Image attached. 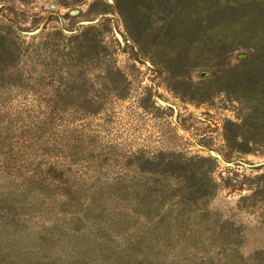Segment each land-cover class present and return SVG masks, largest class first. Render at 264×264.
I'll return each instance as SVG.
<instances>
[{
	"label": "rangeland",
	"instance_id": "obj_1",
	"mask_svg": "<svg viewBox=\"0 0 264 264\" xmlns=\"http://www.w3.org/2000/svg\"><path fill=\"white\" fill-rule=\"evenodd\" d=\"M0 59V264H264V0H0Z\"/></svg>",
	"mask_w": 264,
	"mask_h": 264
},
{
	"label": "trees",
	"instance_id": "obj_2",
	"mask_svg": "<svg viewBox=\"0 0 264 264\" xmlns=\"http://www.w3.org/2000/svg\"><path fill=\"white\" fill-rule=\"evenodd\" d=\"M13 56H15V53H13V55H12V57ZM1 60V59H0ZM0 73H1V75H4L5 74V72L4 71H0ZM61 79V78H60ZM52 106V105H51ZM56 109H60V106H59V103H55L53 106H52V108H51V110L52 111H50L49 113H51V114H55V113H57V111H55ZM42 110V112H44L43 111V109H41ZM30 112V111H29ZM45 114H46V116H48V112H44ZM38 124H37V123ZM39 123H41V125H39ZM35 126H39V128H40V126H42L41 128H44V126H45V128L47 127V125H48V122H47V120H46V118L45 119H42V118H39V117H37L36 119H35V124H34Z\"/></svg>",
	"mask_w": 264,
	"mask_h": 264
}]
</instances>
